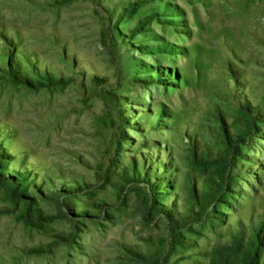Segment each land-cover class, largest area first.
Instances as JSON below:
<instances>
[{"label":"rangeland","instance_id":"rangeland-1","mask_svg":"<svg viewBox=\"0 0 264 264\" xmlns=\"http://www.w3.org/2000/svg\"><path fill=\"white\" fill-rule=\"evenodd\" d=\"M257 248L264 0H0V264Z\"/></svg>","mask_w":264,"mask_h":264},{"label":"trees","instance_id":"trees-1","mask_svg":"<svg viewBox=\"0 0 264 264\" xmlns=\"http://www.w3.org/2000/svg\"><path fill=\"white\" fill-rule=\"evenodd\" d=\"M239 139L241 140V141H243V140H245L244 138H242V137H239ZM227 143H228V145L229 146H231V152H233V153H238V148H239V142H235V140L233 139V137L232 136H230L229 134H228V139H227V141H226ZM224 167H226V166H224ZM226 171V170H225ZM144 171H143V169H141V168H138L137 170H136V174L135 175H142V173H143ZM145 173H147V172H145ZM149 179H150V177H149ZM20 180V179H19ZM19 180H16L15 181V185H14V194H15V196H17V197H19L20 195H26L27 197H30L31 198V196H30V194L28 193V191L26 190V189H24V190H21V188H22V183H20V181ZM21 187V188H20ZM221 189H222V186H221ZM28 201V200H27ZM27 204H26V206L28 207L27 209L29 210V212H32L33 210V208L31 207V204L29 203V202H26ZM28 212V211H27ZM28 212V213H29ZM175 224H176V227H177V223L175 222ZM258 240L259 241H261V237L258 235ZM255 244V242L254 241H252L251 242V247L253 246ZM255 252V251H254ZM258 253H260V255L262 254H264L263 252H261V249L260 248H257L256 249V252H255V257H256V254H258ZM257 259H258V257H256ZM259 261H257L258 263H253V264H260V259H258ZM156 264H160L159 262H157Z\"/></svg>","mask_w":264,"mask_h":264}]
</instances>
